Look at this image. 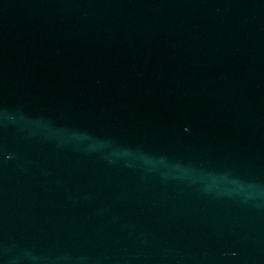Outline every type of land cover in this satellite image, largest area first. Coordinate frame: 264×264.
Returning a JSON list of instances; mask_svg holds the SVG:
<instances>
[{
  "label": "water",
  "instance_id": "obj_1",
  "mask_svg": "<svg viewBox=\"0 0 264 264\" xmlns=\"http://www.w3.org/2000/svg\"><path fill=\"white\" fill-rule=\"evenodd\" d=\"M0 264H264V0H0Z\"/></svg>",
  "mask_w": 264,
  "mask_h": 264
}]
</instances>
